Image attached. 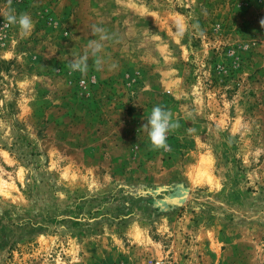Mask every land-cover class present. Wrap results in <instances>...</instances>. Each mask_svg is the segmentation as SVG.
Listing matches in <instances>:
<instances>
[{
	"label": "rangeland",
	"instance_id": "obj_1",
	"mask_svg": "<svg viewBox=\"0 0 264 264\" xmlns=\"http://www.w3.org/2000/svg\"><path fill=\"white\" fill-rule=\"evenodd\" d=\"M9 7L35 27L0 16V264H264V0ZM93 25L104 68L73 73Z\"/></svg>",
	"mask_w": 264,
	"mask_h": 264
},
{
	"label": "clouds",
	"instance_id": "obj_2",
	"mask_svg": "<svg viewBox=\"0 0 264 264\" xmlns=\"http://www.w3.org/2000/svg\"><path fill=\"white\" fill-rule=\"evenodd\" d=\"M9 6L11 0H8ZM4 21L9 26H16L19 34L23 37L30 36L34 30L35 24L30 14L23 12L19 15L9 7L5 12L0 13ZM175 34L182 38L185 34V24L181 20L174 21ZM261 27H264V19L260 21ZM92 35L96 39L89 40L84 52L82 54H74L69 61V69L71 72H79L82 75L89 71V60L93 61L94 67L97 71H102L105 65V59L101 55L104 48V42L114 40L115 37L109 34L106 29L93 25L91 29ZM189 116L191 114H188ZM179 127V123L173 120V114L162 106H153L146 123L143 124L142 129L147 133L151 150L169 151L170 146L167 143L168 133L174 131ZM190 133L195 129L189 128Z\"/></svg>",
	"mask_w": 264,
	"mask_h": 264
},
{
	"label": "built area",
	"instance_id": "obj_3",
	"mask_svg": "<svg viewBox=\"0 0 264 264\" xmlns=\"http://www.w3.org/2000/svg\"><path fill=\"white\" fill-rule=\"evenodd\" d=\"M144 264H164V261L148 257L145 259Z\"/></svg>",
	"mask_w": 264,
	"mask_h": 264
}]
</instances>
